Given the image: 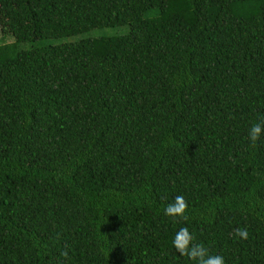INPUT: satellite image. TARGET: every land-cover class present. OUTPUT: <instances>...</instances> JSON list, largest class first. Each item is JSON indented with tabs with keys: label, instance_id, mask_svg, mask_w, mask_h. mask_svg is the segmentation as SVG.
I'll return each mask as SVG.
<instances>
[{
	"label": "trees",
	"instance_id": "1",
	"mask_svg": "<svg viewBox=\"0 0 264 264\" xmlns=\"http://www.w3.org/2000/svg\"><path fill=\"white\" fill-rule=\"evenodd\" d=\"M0 25V264H196L183 227L264 264V0H0Z\"/></svg>",
	"mask_w": 264,
	"mask_h": 264
},
{
	"label": "clouds",
	"instance_id": "2",
	"mask_svg": "<svg viewBox=\"0 0 264 264\" xmlns=\"http://www.w3.org/2000/svg\"><path fill=\"white\" fill-rule=\"evenodd\" d=\"M264 119V118H262ZM264 135V124L260 122L253 123L249 129L248 139L251 143V146H255L260 140L261 136ZM188 208L189 205L185 198L182 195H177L174 198V202L169 203L165 209L164 214L172 218H181L183 220L188 219ZM235 235L239 236L242 239L248 238L247 229H235ZM195 237L189 231L188 227H183L175 234L173 239V246L177 252L189 258L192 261H195L196 264H225V259L223 255L215 254L210 255L209 249L205 247L203 243H194ZM64 256H67V252L63 253Z\"/></svg>",
	"mask_w": 264,
	"mask_h": 264
},
{
	"label": "rangeland",
	"instance_id": "3",
	"mask_svg": "<svg viewBox=\"0 0 264 264\" xmlns=\"http://www.w3.org/2000/svg\"><path fill=\"white\" fill-rule=\"evenodd\" d=\"M127 30V25H103V26H95L87 30H83L80 32H74L71 34H66L58 37H46L40 38L37 40H21L18 41L16 46L18 49L27 48L32 45H40L44 43H55L61 41H69L77 38L94 36L99 34H108V33H121ZM15 37L10 31H4L1 29L0 25V43L11 42L14 41Z\"/></svg>",
	"mask_w": 264,
	"mask_h": 264
}]
</instances>
